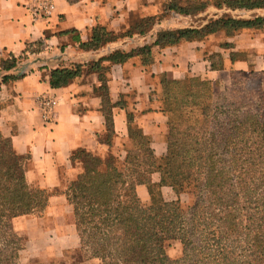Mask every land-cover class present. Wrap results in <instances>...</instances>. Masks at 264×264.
<instances>
[{"label": "trees", "instance_id": "16d2710c", "mask_svg": "<svg viewBox=\"0 0 264 264\" xmlns=\"http://www.w3.org/2000/svg\"><path fill=\"white\" fill-rule=\"evenodd\" d=\"M211 2L173 0L166 12L189 17L206 11ZM213 2L218 8L225 6L235 10L264 7V0ZM164 16L137 21L122 37L143 36ZM263 27L264 18L245 21L222 17L208 21L201 28L161 31L152 46L128 53L116 52L107 61L123 64L139 57L143 66H149L152 47L199 42L220 31L231 36L244 29ZM117 38L97 28L81 47L97 50ZM207 60L209 70H223L220 50L209 55ZM103 70L100 63L86 66V70L80 65L55 70L50 75V86L63 88L83 72ZM237 73L243 75V72H230L229 98L220 95L221 82L206 77L186 76L174 82L183 86V93L189 85L188 94L196 96L198 85L191 82L200 81L204 86L202 95L205 90L210 94V103L201 110L203 125L198 130L186 129L180 143L176 142L171 124L170 103L176 94L163 81V112L168 117L169 136L166 155L161 160L155 159L150 140L136 128L130 131L132 144L124 167H119L113 157L102 161L85 151L74 154L73 160L80 164L82 172L63 194L72 209L83 261L97 260L100 264H264V71L251 88V80L237 79ZM101 96L105 100L106 132L102 142L111 146V105L104 86ZM77 154L81 158L78 159ZM163 160L164 167L161 166ZM23 162L24 158L13 151L10 140L0 135V264H20L25 240L14 231L13 221L42 214L53 195L26 183ZM154 173L160 174L158 184L150 180ZM138 185L147 187L150 201L147 208L141 206L137 197ZM163 188L170 189L177 199L163 200ZM181 195L188 197L186 205L181 203ZM169 242L181 245L180 258L167 257L165 248Z\"/></svg>", "mask_w": 264, "mask_h": 264}, {"label": "crops", "instance_id": "0c3cea01", "mask_svg": "<svg viewBox=\"0 0 264 264\" xmlns=\"http://www.w3.org/2000/svg\"><path fill=\"white\" fill-rule=\"evenodd\" d=\"M32 1L0 0V135L24 158L26 183L53 193L39 219L43 222L52 217L56 220L63 209H69L63 191L82 172L73 160L75 153L85 151L102 161L113 157L124 167L132 144L130 131L136 128L150 140L155 159L165 157L168 117L158 104L160 88L155 80L163 75L176 81L196 75L224 83L231 71H264V27L231 36L220 31L199 42L152 47L149 66H143L139 57L123 64L107 61L116 52L152 46L161 31L201 28L222 17L264 18V7L218 8L212 0L206 11L185 17L166 12L173 0H49L53 6L50 16L34 22L28 9ZM163 14L145 35L122 37L135 22ZM97 28L118 38L97 50L83 49L81 44ZM219 50L223 70H208V56ZM94 63L104 70L83 72L63 88L50 86L53 71L75 65L86 70ZM103 86L111 105V146L102 142L106 133ZM44 98L57 101L52 122L42 118ZM150 180L158 184L160 174H152ZM135 191L139 202H149L145 185H138ZM28 217L14 220L20 232L21 219Z\"/></svg>", "mask_w": 264, "mask_h": 264}, {"label": "rangeland", "instance_id": "374dc122", "mask_svg": "<svg viewBox=\"0 0 264 264\" xmlns=\"http://www.w3.org/2000/svg\"><path fill=\"white\" fill-rule=\"evenodd\" d=\"M206 64L209 70V64ZM261 74L262 72L252 74L243 73V76L237 73L235 78L240 79L241 77H245L250 79L251 88L252 83L261 78ZM163 81L176 94V97L170 103V108L173 111L171 124L174 129L176 142L180 143L182 141V134L186 129L191 127L198 130L203 125L204 117L201 115V110L204 105L207 106V103H210L209 90H205V95H202L201 91L204 86L201 85L200 81L191 82L197 84L198 89L196 96H190L188 94L189 85H186L185 92L183 93V86L174 84L176 80L168 77L163 79L159 78L155 80V83L160 88L157 101L161 108H165V102L162 98ZM221 84L222 86L219 89L220 95L223 98H229V91L232 89L231 76H229L226 82H221ZM246 88H248V85H246ZM174 135L172 134V138H174ZM168 136L169 132L166 138ZM177 151L179 154H182L181 149ZM76 157L79 159L81 155L77 154ZM165 165V160L161 161V166L164 167ZM67 188L63 193L67 192ZM162 197L167 202L177 199L170 189L163 190ZM180 201L183 205H186L188 203V197L181 195ZM140 204L143 208H147L150 206V201L146 204L140 202ZM65 210H62L64 213H61L56 220L52 217L45 220V222L40 221L39 219L44 216V212L42 214L32 215L26 219H21V232L16 221H13L14 231L25 240L24 249L20 252V264H33L35 262L39 264H100L97 260L83 261L81 253L79 252L80 246L72 216V209L69 206V209L66 208ZM165 250L167 257L171 260H176L182 255V248L178 242L167 243Z\"/></svg>", "mask_w": 264, "mask_h": 264}, {"label": "built area", "instance_id": "2783aa9c", "mask_svg": "<svg viewBox=\"0 0 264 264\" xmlns=\"http://www.w3.org/2000/svg\"><path fill=\"white\" fill-rule=\"evenodd\" d=\"M49 0H33L29 5V12L34 22L48 18L52 11ZM42 118L45 122H52L55 118L57 101L55 98H44L42 100Z\"/></svg>", "mask_w": 264, "mask_h": 264}]
</instances>
